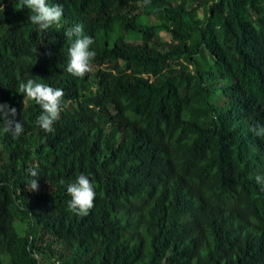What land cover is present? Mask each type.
Returning a JSON list of instances; mask_svg holds the SVG:
<instances>
[{"label":"trees","instance_id":"16d2710c","mask_svg":"<svg viewBox=\"0 0 264 264\" xmlns=\"http://www.w3.org/2000/svg\"><path fill=\"white\" fill-rule=\"evenodd\" d=\"M47 2L63 16L42 32L0 0V104L24 126L0 121V264H264V0ZM76 25L84 78L65 70ZM29 79L65 93L51 133ZM81 173L87 216L68 208Z\"/></svg>","mask_w":264,"mask_h":264},{"label":"clouds","instance_id":"9594fccd","mask_svg":"<svg viewBox=\"0 0 264 264\" xmlns=\"http://www.w3.org/2000/svg\"><path fill=\"white\" fill-rule=\"evenodd\" d=\"M144 3H150V0H144ZM24 6L34 13L30 16V20L33 24L38 25L40 31L44 32L53 26L60 25L63 8L59 4L49 5L47 0H24ZM0 8L3 7L0 6ZM65 36L68 40L73 41L68 50L69 60L65 70L74 77L84 78L91 71L92 61L96 56L95 51L90 50L94 40L91 36L84 34L82 25H76L74 28L68 29ZM19 90L41 107L42 114L37 120L39 127L46 133L53 132V125L59 120L62 110L61 106L65 96L63 89L29 79L26 83L19 85ZM0 121L3 122L4 133H10L13 138H18L23 134L24 126L17 119L15 107L0 104ZM251 131L256 136H264V125L254 127ZM28 173L33 177L30 182V191H37L39 185L38 179H35L38 176L36 168H29ZM255 181L258 184H264V177L256 175ZM66 191L70 196L69 210L80 216L89 215L96 198V192L89 177L83 173L79 174L75 181L67 186ZM38 255V253H33V258Z\"/></svg>","mask_w":264,"mask_h":264},{"label":"rangeland","instance_id":"374dc122","mask_svg":"<svg viewBox=\"0 0 264 264\" xmlns=\"http://www.w3.org/2000/svg\"><path fill=\"white\" fill-rule=\"evenodd\" d=\"M166 37H168V35H166ZM225 112H226V106H224V108H222V109H220L219 111H218V114L221 116V117H226V114H225Z\"/></svg>","mask_w":264,"mask_h":264}]
</instances>
